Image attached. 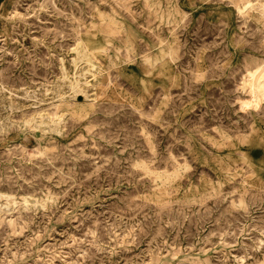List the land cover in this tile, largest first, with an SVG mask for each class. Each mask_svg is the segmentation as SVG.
Returning a JSON list of instances; mask_svg holds the SVG:
<instances>
[{
  "label": "rangeland",
  "instance_id": "rangeland-1",
  "mask_svg": "<svg viewBox=\"0 0 264 264\" xmlns=\"http://www.w3.org/2000/svg\"><path fill=\"white\" fill-rule=\"evenodd\" d=\"M0 264H264V0H0Z\"/></svg>",
  "mask_w": 264,
  "mask_h": 264
},
{
  "label": "bare ground",
  "instance_id": "bare-ground-1",
  "mask_svg": "<svg viewBox=\"0 0 264 264\" xmlns=\"http://www.w3.org/2000/svg\"><path fill=\"white\" fill-rule=\"evenodd\" d=\"M76 88V87H75ZM78 90V89H77Z\"/></svg>",
  "mask_w": 264,
  "mask_h": 264
}]
</instances>
